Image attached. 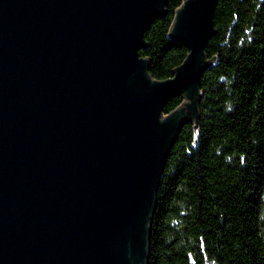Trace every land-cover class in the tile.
I'll return each instance as SVG.
<instances>
[{"label":"water","instance_id":"obj_1","mask_svg":"<svg viewBox=\"0 0 264 264\" xmlns=\"http://www.w3.org/2000/svg\"><path fill=\"white\" fill-rule=\"evenodd\" d=\"M218 1L177 9L170 38L189 53L157 80L139 51L168 0H0V264L149 263L166 161L199 118Z\"/></svg>","mask_w":264,"mask_h":264},{"label":"trees","instance_id":"obj_2","mask_svg":"<svg viewBox=\"0 0 264 264\" xmlns=\"http://www.w3.org/2000/svg\"><path fill=\"white\" fill-rule=\"evenodd\" d=\"M183 2L168 0L145 32L139 52L154 79L172 77L189 53L170 38ZM214 21L199 118L166 161L148 264H264V0H219ZM184 100L174 95L165 114Z\"/></svg>","mask_w":264,"mask_h":264}]
</instances>
